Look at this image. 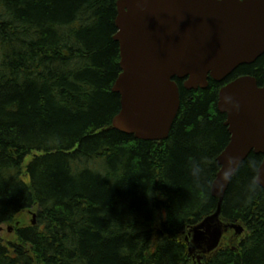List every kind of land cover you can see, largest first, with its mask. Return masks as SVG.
I'll use <instances>...</instances> for the list:
<instances>
[{
    "label": "trees",
    "instance_id": "trees-1",
    "mask_svg": "<svg viewBox=\"0 0 264 264\" xmlns=\"http://www.w3.org/2000/svg\"><path fill=\"white\" fill-rule=\"evenodd\" d=\"M117 1L0 0V228L36 216L14 225V242L0 236V264H191L184 237L216 212L217 158L231 138L219 92L246 75L264 86V55L207 89L176 79L168 139L139 140L111 127ZM263 160L250 154L222 205L247 236L207 264H264Z\"/></svg>",
    "mask_w": 264,
    "mask_h": 264
},
{
    "label": "water",
    "instance_id": "water-1",
    "mask_svg": "<svg viewBox=\"0 0 264 264\" xmlns=\"http://www.w3.org/2000/svg\"><path fill=\"white\" fill-rule=\"evenodd\" d=\"M117 10L122 71L113 92L121 97V110L111 127L139 140L168 139L181 106L176 79L187 90L207 89L210 78L223 83L264 55V0H118ZM226 96L240 102L239 111L229 110ZM218 109L227 116L231 136L212 184L218 206L192 231L193 243L212 251L223 231L243 232L221 221L222 205L250 154L264 156V86L254 76H240L220 89ZM228 157L235 158L234 172L225 182ZM256 182L264 189V160Z\"/></svg>",
    "mask_w": 264,
    "mask_h": 264
},
{
    "label": "rangeland",
    "instance_id": "rangeland-1",
    "mask_svg": "<svg viewBox=\"0 0 264 264\" xmlns=\"http://www.w3.org/2000/svg\"><path fill=\"white\" fill-rule=\"evenodd\" d=\"M24 179L27 180L26 178H24ZM34 215H35L34 211L26 210V211L21 212L17 216L16 221L14 223L3 225L0 228V236L3 238L4 242L5 243L14 242L16 240L15 226L14 225L17 222H19L20 227L30 226L32 221L34 220ZM196 227H194V228H196ZM194 228H191L190 229L191 231L188 233V235H186L184 237L185 239L188 238L191 243H193V240H194L193 239V232H192ZM229 230L227 232L223 231L221 233L220 243L218 244V247H216L213 251L208 249L207 246L203 245L204 250H205L208 258H213L214 254L221 248H229V247L236 246V244H232L230 242V241H233L232 235L234 234L233 233L234 230L233 229H231L230 231ZM245 234L243 235L244 238L247 236V234H246V236H245ZM200 248L202 249V247H198V249H196V251L200 250ZM190 256H191V264H192L193 255L190 254Z\"/></svg>",
    "mask_w": 264,
    "mask_h": 264
},
{
    "label": "flooded vegetation",
    "instance_id": "flooded-vegetation-1",
    "mask_svg": "<svg viewBox=\"0 0 264 264\" xmlns=\"http://www.w3.org/2000/svg\"><path fill=\"white\" fill-rule=\"evenodd\" d=\"M183 85H184V82H183ZM235 231H233V241H230L232 244H236V246H234V248H232L233 251H238V245L242 242V240H244L243 238H241V236H239V234L237 235V230L236 229H233ZM228 231V230H227ZM230 231V230H229ZM189 243V247L192 246L194 252H193V260H192V264H207L208 261L211 259V258H208L207 257V254L204 250V247H202V249L200 248V250H197L198 249V246L197 245H194L193 243L191 242H188ZM218 255V252H216L214 254V257H216Z\"/></svg>",
    "mask_w": 264,
    "mask_h": 264
},
{
    "label": "clouds",
    "instance_id": "clouds-1",
    "mask_svg": "<svg viewBox=\"0 0 264 264\" xmlns=\"http://www.w3.org/2000/svg\"><path fill=\"white\" fill-rule=\"evenodd\" d=\"M224 102L225 104L229 105L230 108L229 110H235V111H239L240 109V102L238 100H235L233 97L231 96H226L224 97ZM235 158L234 157H228V162H229V167L227 170L224 171L223 173V180L225 182H229L231 179V176L234 172V169L231 167V165L233 164ZM197 172H199V169L196 170ZM223 185H219V188L222 189ZM257 188V184L255 181L252 182V184L250 185V190L251 191H255Z\"/></svg>",
    "mask_w": 264,
    "mask_h": 264
}]
</instances>
